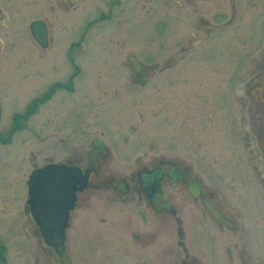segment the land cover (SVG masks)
<instances>
[{
	"label": "flooded vegetation",
	"instance_id": "af4514ba",
	"mask_svg": "<svg viewBox=\"0 0 264 264\" xmlns=\"http://www.w3.org/2000/svg\"><path fill=\"white\" fill-rule=\"evenodd\" d=\"M63 28L70 41L59 47ZM34 36L45 37L44 46ZM152 38L160 44L142 55ZM120 40L133 50L115 61L110 44ZM101 41L105 47L94 48ZM202 47L207 62L194 60ZM89 48L112 62L88 69ZM88 70L101 97L126 109L115 111L111 127L97 126L89 143L79 128V143L55 162V123H85ZM203 70L210 95L222 83V110L204 116L214 101L200 96L167 101L162 116L145 109L161 87L201 85ZM104 84L117 88L109 93ZM0 90L2 159L31 167L24 196H0V264H264V0H0ZM65 94L80 99L73 119ZM2 97L12 103L4 115ZM136 97L144 103L137 119L127 110ZM173 130L196 145L216 132L231 163L222 172L202 148L182 150ZM51 164L85 178L61 249L28 196L31 173Z\"/></svg>",
	"mask_w": 264,
	"mask_h": 264
},
{
	"label": "rangeland",
	"instance_id": "374dc122",
	"mask_svg": "<svg viewBox=\"0 0 264 264\" xmlns=\"http://www.w3.org/2000/svg\"><path fill=\"white\" fill-rule=\"evenodd\" d=\"M262 5V1L260 3ZM143 19V18H142ZM29 18L25 19L23 21V29L25 28V26L27 25V23L29 22ZM62 29L61 27L58 28ZM177 32L178 34H180V30H174V32ZM69 34V32L63 28L62 32H60L59 36L57 33V37L56 40L58 42V46L62 47V46H67V44L70 41V36L67 35ZM170 37L171 34L169 33ZM103 36V35H101ZM76 36H73V38H76ZM169 37V36H168ZM186 37V33L184 32V36L183 38ZM128 38V36H127ZM144 36L142 34H140V38L139 41L143 42ZM29 42L25 41V38L23 40V46H28L31 44L30 40L28 38H26ZM72 39V38H71ZM128 41L130 43V45H134L135 43L128 38ZM123 40H120V43H113L110 44V48L111 46H113L112 52H111V56L115 57V61L118 58V61H124L126 59V56L128 54L129 51L133 50V48L129 47L128 45L121 47ZM30 43V44H29ZM160 42L157 41L156 39H150L147 40V42L143 43L142 46H140L139 48L142 49V55H153V54H145L144 51L150 49V50H155L156 45H159ZM207 45V42H204V47ZM105 47V43L103 41L100 42V45H96L94 48L96 49H101ZM94 48H89L88 52H87V57H86V62L87 65L86 67L88 69L90 68H99V69H104L106 67V64L104 63L105 61H111L110 57L107 56V54L103 51V50H95ZM138 48V49H139ZM202 51L200 53H204L202 56H200L198 59H194L195 61H202V62H207L209 61V58L207 56L208 53V49L203 47L201 48ZM200 49V50H201ZM227 48H224L225 50V55L228 58V55L230 52L226 51ZM31 51V50H29ZM137 53V52H136ZM140 56V55H139ZM58 59H56L55 61H57ZM232 59H230L231 61ZM222 61V60H219ZM226 61V59H225ZM40 61H38L39 63ZM112 62V61H111ZM203 74V81H200L201 85H197L196 83H190L189 85H178V86H173L171 87L172 90L170 91V89H167L168 87L165 86V88L163 89L161 87L160 92L158 91H153L150 92L151 97H149V106L147 109L148 111H151L155 108H158L160 110V114L158 116H162L163 111L166 109L165 104L167 101H171L172 99H177L178 97H180L181 99H184L186 97L191 96L192 100H196V96H200L197 97L198 100H201L202 97L204 98H213V105H209V106H205L204 108V116L207 115V112H209L212 108H215L216 111H220L222 110L221 108V94H222V83H219L218 81L215 82V86H214V94L213 96L210 95V91H209V81H207V71L203 70L200 71ZM217 72V71H216ZM101 77H105L104 73L100 74ZM201 77L200 75L198 76V78ZM90 78V73L88 70V73L86 74V77L83 79V86L85 84V81L87 80L86 86L84 87L85 92L87 93L86 96V101H85V123L83 124V126H79L77 123V120L75 119V122H69V124L66 123H62V121L64 119L60 120V123H55V147H54V161L57 162L60 159H64L66 158V156L68 155L69 151L71 152V148L74 147L75 145H77V143H79V138H80V134H78V129L84 127L85 131L83 132L85 135V143H89L90 139H92L95 135L94 132L100 131V129L102 128H97V126H110V125H114L115 121H114V117H116V113L115 111L118 109H126L125 105L126 103H116L115 101L112 100H105L104 97H101V88L98 87V85L96 86L94 83H90L89 81ZM97 83V81H96ZM160 87V86H158ZM104 88L109 89V93H113L114 89L117 88L115 86H105L104 84ZM136 93V92H135ZM138 94V93H136ZM207 94V95H206ZM0 95H1V90H0ZM144 95V92L141 93V96ZM78 96V95H77ZM77 96L68 98L67 94L64 95V99L66 101V107L68 108V116L69 118L73 119L74 117L78 116V111L77 108H75V105L79 104V100L77 98ZM137 99H141L139 97H136L135 100L133 101V107L132 108H127V110L129 109H133L134 111H136L134 118L137 119L138 117V112L140 111V109H144V103L137 101ZM2 104H3V115L6 114V112L9 110V108L12 106V103L10 100H8L5 97H2ZM138 111V112H137ZM57 115V112L55 113ZM55 115V116H56ZM63 115V111L59 112V114L56 116V120L58 119V116L61 118ZM112 116V117H111ZM157 116V117H158ZM111 117V118H110ZM161 119H163L162 117H159V119L157 118V121H161ZM60 124V125H59ZM161 125H166L168 126L169 124L164 120L163 123ZM111 127V126H110ZM170 127V126H168ZM105 131V129H104ZM164 131V130H162ZM65 134H64V133ZM165 132V131H164ZM214 132V131H213ZM82 135V136H83ZM180 135L182 136L180 138ZM170 139L174 138L175 136H178L180 138V140L182 139L183 143L181 144V149L189 152L191 150H197L200 151V148H202V152H204V154L209 158H212L215 166L220 169L222 172L223 170L226 168V164L231 163L229 161H225L228 158H231V155H228V152H224L225 150H223V146L221 143V140L217 139V133H214V138L210 135L209 138L204 137L206 141H199V145H196V140L192 139L194 137H189L190 135L186 134V133H181V131H179L178 133H175L174 130L172 131L171 135H168ZM189 137V138H188ZM191 138V140H190ZM83 140V141H84ZM202 143V144H201ZM88 145V144H86ZM23 150V154L25 152V149ZM47 151V150H46ZM205 156V157H206ZM3 154H1L0 151V196L2 195H11V196H19V195H25L26 192V186H25V181L27 179V176L29 175L30 171H31V167L30 164L23 161L21 164H17L15 162H7L5 160L2 159ZM230 160V159H229ZM227 171V169H226ZM15 205L17 206V202H15ZM15 214H13V216L11 218L14 217ZM9 215H7L4 220L8 219ZM6 227L5 225L0 223V236L3 237V234L5 233Z\"/></svg>",
	"mask_w": 264,
	"mask_h": 264
},
{
	"label": "water",
	"instance_id": "95a60500",
	"mask_svg": "<svg viewBox=\"0 0 264 264\" xmlns=\"http://www.w3.org/2000/svg\"><path fill=\"white\" fill-rule=\"evenodd\" d=\"M31 29H36V23L31 24ZM34 38L44 46L45 37ZM27 185L30 205L32 208L37 206V215L45 217L48 224H51L48 229L41 230L49 234L56 247L61 249L67 212L72 208L77 185L82 189L85 186V178L81 177L77 169L52 164L33 171ZM32 212L35 215L33 209Z\"/></svg>",
	"mask_w": 264,
	"mask_h": 264
}]
</instances>
